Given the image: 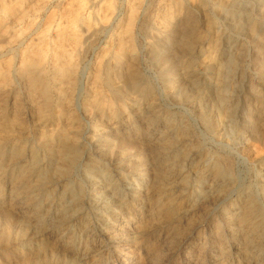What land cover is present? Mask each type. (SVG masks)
<instances>
[{"label":"rangeland","instance_id":"374dc122","mask_svg":"<svg viewBox=\"0 0 264 264\" xmlns=\"http://www.w3.org/2000/svg\"><path fill=\"white\" fill-rule=\"evenodd\" d=\"M101 1L85 10L96 27L75 57L72 151L60 155L40 144L39 132L64 118L39 123L15 72L10 94L0 93L2 109L22 115L25 126L0 151V235L5 215L12 217L11 242L0 237V264H21L25 256L31 264H264V150L255 149L264 145V69L249 33L252 25L264 28V0H202L205 11H192V19L201 28L207 14L211 33L193 45L186 69L188 51L154 28L161 0H145L133 74L147 97L114 119L86 111L83 101L131 0H114L115 16L100 27ZM72 2L47 0L11 26L15 38L0 64L11 57L18 63L48 18L60 22ZM176 28L190 38L185 19ZM115 82L135 95L132 84Z\"/></svg>","mask_w":264,"mask_h":264},{"label":"bare ground","instance_id":"6f19581e","mask_svg":"<svg viewBox=\"0 0 264 264\" xmlns=\"http://www.w3.org/2000/svg\"><path fill=\"white\" fill-rule=\"evenodd\" d=\"M214 1L219 4H226V2H230L231 0ZM46 2L47 0H0V58L3 56V48L9 45L11 40L15 38L14 36V38H12V32L9 31V28L24 21L30 14L36 15V13L42 10ZM89 2L90 0H73L72 4L69 5V8L66 9L67 11L64 14V18L60 22H55L53 16L52 18L49 17L47 20L48 26L46 29L44 28L45 31L39 32L42 34L38 38L36 37L35 42H33L32 39V44L25 46L21 52L19 51L20 54L18 63H16L15 59L11 57L5 59L3 63L0 64V93L8 92L10 94V85L13 75L12 72H15L25 84V99L28 106L32 108L33 112L36 114L38 119L37 121L39 123L43 124L45 120H49L50 118H57V120L64 118V122L60 121L54 129H42L38 136L40 144L46 147L50 152L58 153L60 155L68 152V150L72 151V144L76 138V135L69 133L67 129L69 124L76 119L70 111L71 106H73L71 105L72 93L74 92L77 84V63L75 62L76 53H78L77 51L81 48L83 36L96 27L93 25L91 17L85 15V10L89 6ZM144 2L145 0H131L129 2L127 12L121 22L119 32L116 33L114 48L106 50V54L98 61L97 66L91 75L90 84L87 89L88 93L83 101V106L86 111L94 109L96 113L106 116L108 119H114L118 116L119 112L129 111V102L133 103V101H135L137 103V100L140 97L146 99L148 90L138 86L134 75L133 64L137 57L135 27L141 15L140 11L143 8ZM98 9L100 16L99 25L101 27L108 24V21L115 16V1L104 0ZM205 9L206 4L202 0H161L160 10L154 21V28L161 36L171 35L174 45H177L179 49L184 52L188 51L187 53L190 56H187V59L183 62L185 69L188 68L191 63L193 45L201 42L202 40L209 39L210 37L211 27L213 24L211 17L206 14L202 27L198 28L199 25H197L196 20L192 19L191 15L192 11L197 10L202 12L205 11ZM261 11L264 13V4L262 9H260V12ZM182 19H185L187 26H189V32H191L189 39H185L180 34H175L177 24ZM39 33L37 34L39 35ZM249 33L256 39L255 59L258 61V65L264 69V28L258 29L256 25H252L249 28ZM212 44L213 45L209 48V50L214 51V49L218 47L215 45L216 40H214ZM217 52L219 51L217 50ZM261 71L264 70L261 69ZM116 79L117 81L121 80L127 84H132V91L135 95H131L125 89L123 90L120 89L119 86H115L117 83L115 82ZM21 116L22 115L19 113H14L12 115L8 114L6 110L2 109L0 106V151L7 141L19 136V130L17 131L16 127L20 128L21 126H24V119ZM149 146L150 145H148V147ZM255 149L259 152L263 151L264 145H257L255 146ZM128 166H130V164ZM5 218L6 221L9 222L12 217L6 214ZM17 221L19 222L18 219ZM7 222L3 224L0 235L5 244L11 242V233L8 229ZM14 245L19 248V241L15 242ZM32 261L34 262L33 258L31 259L30 257L25 256L23 257L21 264H31Z\"/></svg>","mask_w":264,"mask_h":264},{"label":"clouds","instance_id":"9594fccd","mask_svg":"<svg viewBox=\"0 0 264 264\" xmlns=\"http://www.w3.org/2000/svg\"><path fill=\"white\" fill-rule=\"evenodd\" d=\"M165 7H168V6H165Z\"/></svg>","mask_w":264,"mask_h":264}]
</instances>
